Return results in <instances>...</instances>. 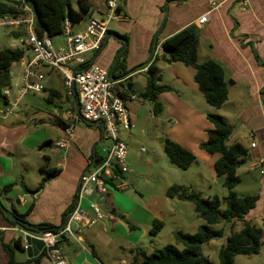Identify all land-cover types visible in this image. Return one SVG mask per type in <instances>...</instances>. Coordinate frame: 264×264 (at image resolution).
Instances as JSON below:
<instances>
[{"label":"crops","instance_id":"1","mask_svg":"<svg viewBox=\"0 0 264 264\" xmlns=\"http://www.w3.org/2000/svg\"><path fill=\"white\" fill-rule=\"evenodd\" d=\"M91 1L92 10L102 16L106 0ZM209 1L124 0L117 6V12L122 18L109 24L108 33L117 32L127 36V70L146 64L128 75L125 81L130 83L131 93L128 92L124 99L135 123L149 116H153L156 122L157 119H163L164 113H167L170 125L164 130L163 143L164 139L169 138L192 152L200 161L198 167L207 173L210 179L217 181L220 178L216 176L213 165L220 154H209L200 147L207 138L206 130L211 127L206 118V115L211 112L207 111L206 104L197 101L195 105L194 100L189 101L183 98L179 92L165 90L157 95L162 111L159 115H154L150 102L141 96L146 84V75L150 69L161 85H170L166 82H174L175 77L180 80V77L177 74L174 77L172 72L167 78L161 74L168 67L175 65V62L171 63L163 59V52L153 55L156 43L159 41L163 43L166 38L187 25L195 24L198 27L197 54L203 40H207L208 43L205 45L208 46V53L203 61L208 58L217 60L223 66L225 80L229 79L225 103L231 104L234 108L232 121L234 123H230L232 117L229 113H223V115L220 112L225 103L220 108L213 107V110L220 113L233 126V133L228 142H240L248 150L245 161L238 169L239 185L247 182L246 178L250 186L246 188L253 187L255 190L246 191L245 194L255 195L256 200L254 206L243 218L251 223L257 220L262 224L264 218V0H214L217 7L212 10ZM206 13H208L207 21L198 26L197 19ZM91 17H93L92 14H89L86 20L72 25V31L83 30ZM80 24L83 25L79 26ZM10 34L15 38L14 41H18V46L13 48L25 50L24 56L18 61L23 71L24 62L29 60L32 54L21 44L22 30H11ZM55 37L51 38L53 46L56 49L62 48L65 38L57 40ZM119 47L120 42L115 37L109 36L99 51L86 58L109 72ZM36 71L44 75L45 104H52L53 107L56 100L67 101L69 106L74 103V94H69L67 90L64 97L55 93L57 86L61 83L64 85V76L59 70L42 66ZM165 79L167 81H163ZM237 85L240 86L239 90H235ZM132 94L134 97L130 98ZM37 97L36 93L24 95L17 105L19 108L16 110V107L13 111L12 120H8L10 115L5 118L0 117V264L8 262V254L2 244L13 246L14 240L19 238L21 243L24 241L16 229L17 226H22L13 224L7 212L28 211L25 219L30 225L49 223L59 230L58 228L65 223L71 211L64 216L65 212L75 203L80 175L93 160V155L96 153L103 155L107 147L102 127L100 128L99 124L97 126L89 124V127L84 128L81 127V121L75 124L73 136L69 139L67 146L59 147L58 142L65 137L64 129L71 122L72 117L66 113L68 117L64 118L62 125L54 124L53 121L57 119L55 108L49 110L48 106L41 105L42 102ZM5 107V102L0 99V112ZM42 108L46 110L41 111ZM41 127L48 131L56 129V148L51 149L52 139L50 135L42 132ZM251 143L254 145L252 146ZM52 157L56 158L55 161ZM149 163L151 165L152 162L149 161ZM49 167L59 168L60 171L56 176L50 177L41 189L33 193L26 184L27 176L35 174L34 171L38 170L41 179L44 176L42 169ZM252 171L257 172L259 178L257 181L249 180L253 175ZM9 184H13L12 189L2 192V188ZM114 191H109L102 198L105 209L114 217L101 220L80 232L72 223L71 238L66 237L60 240L58 249L62 255L66 254V245L71 250L72 257L65 258L68 264H128L130 260L126 259L116 260L107 257L105 261L106 243H112L115 237L122 235L119 239H123L127 243V250L131 251L134 247H139L140 237L149 227L150 220L159 218L160 211L157 213L148 210L149 207L146 204L137 207L130 201L128 195ZM10 200H16V203ZM18 208H24L23 212L18 211ZM109 208L114 213L120 211V214L126 216L131 223L122 224ZM162 223L164 224L163 220ZM27 231L32 234L38 233ZM108 231H112V234H108ZM72 241L79 243L80 248ZM118 246L121 247L119 244ZM20 251L26 254V251L20 249L15 251L13 247L15 262L28 264L25 261L31 258H28L27 254L25 258L22 257ZM248 261L252 262V260ZM39 264H51V262L48 260Z\"/></svg>","mask_w":264,"mask_h":264},{"label":"trees","instance_id":"2","mask_svg":"<svg viewBox=\"0 0 264 264\" xmlns=\"http://www.w3.org/2000/svg\"><path fill=\"white\" fill-rule=\"evenodd\" d=\"M31 2L37 10L34 23L36 33L39 36L47 33L50 38L63 34L65 20H68L71 26L80 23L84 20V14H89L93 9L91 0H0V15L17 14L20 12L22 5H30ZM113 34L116 35L117 40L120 42V47L115 53L108 73L111 79L122 80L120 85L123 92L120 95L124 98L127 97L128 92L131 93L130 83H125L127 76L146 64L143 63L127 70V36L117 32H113ZM198 43V27L195 24L187 25L163 41L162 58L167 62H181L186 66L195 67L194 81L203 97L214 108H220L228 96V84L224 78L223 66L212 58L198 63ZM24 53L25 50L23 48H0V92L9 85L11 64L19 61L24 56ZM88 63L90 61H87L86 64ZM169 88V85L158 83L152 69L148 71L146 84L141 96L150 102L154 115L162 111V105L157 100V95ZM206 118L210 122L211 127L206 130L207 138L200 144V147L209 154H220V157L214 162L213 169L216 176L221 179L228 190L225 209L223 211L219 210V201L216 196L211 199L203 198L190 190V187L184 189L181 185L172 184L168 188L167 195L169 197L176 196L178 199L192 203L195 212L205 221V224L200 225L194 233L182 231L174 233L176 240L182 245L181 250L173 245H166L152 253H148L142 248L134 247L131 249L132 257L128 264H211L208 257L202 253V245L211 239L224 236L225 226L232 228L236 222H240L241 227L238 231L232 232L227 236L225 243L219 248V264H234L233 257L235 255H252L258 252L264 233V218L262 219V227H258L243 218L254 206L256 196L238 195L234 192V188L240 182L238 169L245 161L248 150L240 142H228L233 133V126L221 115L208 113ZM163 144L164 152L170 163L178 168L187 169L196 160L192 152L169 138L164 139ZM100 156L96 153L92 158L97 160ZM59 171L60 169L56 167L42 169L44 176L41 177L37 189L32 190V192L34 193L41 189L44 183L50 177L56 176ZM111 184L115 186L114 182H111ZM12 186L13 184H9L3 187L1 191L8 192L12 189ZM73 205L65 212L64 216L72 210ZM27 212L12 211L7 212V215L11 217L13 224H20L23 228L30 231L57 230L56 226L49 223L36 226L30 225L25 219ZM219 222H224V226L220 229L211 228V225ZM162 225L161 220L154 218L150 232L156 234ZM13 243V246L2 244L3 249L8 254L7 264H17L13 256V247L23 250L20 238L14 240ZM42 254L27 259L25 263L31 261L36 263Z\"/></svg>","mask_w":264,"mask_h":264},{"label":"built area","instance_id":"3","mask_svg":"<svg viewBox=\"0 0 264 264\" xmlns=\"http://www.w3.org/2000/svg\"><path fill=\"white\" fill-rule=\"evenodd\" d=\"M124 0H106L102 17H91L83 30L73 32L68 20L63 26L64 45L56 49L51 38L44 33L39 36L34 28L35 15L29 5H22L17 14L0 15V27L10 30H22L21 44L28 48L32 57L24 62L22 85L14 94L9 87L0 92V99L5 102V109L0 117L5 118L17 107L21 98L29 93L44 90V75L36 70L42 66H50L59 70L64 76V86L69 94L74 92L75 101L66 113L72 117L64 129L65 137L60 139L58 146L65 148L73 136L74 126L78 121H93L102 126L103 136L109 142L108 148L99 159L79 177V186L74 206L67 216L61 230L40 231L32 234L25 228L17 226L24 241L22 248L26 251L30 244L26 237L36 238L43 242L39 253H43L51 264H67L61 255L58 244L60 240L72 236L71 224L74 223L80 232L101 220L111 219L112 215L105 209L102 198L109 193L108 185L118 180L113 188L125 189L126 182L120 175L127 172L125 159L127 148L119 138V129L129 131L131 127L130 112L120 82L111 79L105 68L95 63H87L86 53L96 52L109 30L111 22L119 21L122 16L117 6ZM211 10L217 5L209 1ZM245 5V4H244ZM208 19V13L197 19L198 26ZM162 52V42L156 43L153 55ZM134 95H130V98ZM253 146L254 144L251 143Z\"/></svg>","mask_w":264,"mask_h":264},{"label":"rangeland","instance_id":"4","mask_svg":"<svg viewBox=\"0 0 264 264\" xmlns=\"http://www.w3.org/2000/svg\"><path fill=\"white\" fill-rule=\"evenodd\" d=\"M89 14H92V16L95 18L102 17L100 14H97V11L93 10H91ZM89 14H84V20L89 18ZM82 25L83 24H80L79 26ZM10 31L11 30L8 28L0 27V48H13L18 46V41H14L15 38L10 34ZM75 31H77V29H74V33ZM62 37L64 38L63 34L57 35L55 38L57 40H62ZM205 43L208 42L204 39L202 47L197 54L198 63L202 62L203 58L206 57L205 55H207L208 53V46L205 45ZM90 55H92V53H86L84 57H89ZM171 72L174 74V77L175 74H177L180 77V80L175 77L174 82H166L170 83V88L167 89V91H172L173 93L179 92L183 98L189 101L194 100L195 105H197V101H200L206 104V106L208 107L207 111L216 113V111L213 110V106L205 100L196 82L194 81L195 67L186 66L181 62H175V65L168 67V69L164 70L161 74L163 75V77L167 78ZM226 80V82L229 81V79ZM163 81L167 80L165 79ZM21 85L22 67L19 65V62L16 61L11 64L8 87L14 94H16ZM239 89L240 86L237 85L235 87V90ZM56 92L61 97H64L66 94L65 86L61 83V85L57 86ZM36 94L39 101L42 102L41 105L48 106L49 110H54L55 108L57 119L53 121V123L56 125H62L64 123V118L68 117V115L64 111L70 107L68 102L56 100L55 105L52 107V104H45L46 94L44 93V90L36 92ZM18 108L19 106H17L16 110ZM45 110V108L41 109V111ZM220 112L221 114L229 113V116L232 117L230 118V123H234L232 122L234 119V108L231 106V104L225 103L223 109ZM159 114L160 113H158V115ZM217 114L221 115L220 113ZM9 115L10 116L8 120H12L14 116L13 112ZM130 122L131 127L129 131L120 128L118 132L119 138L125 143L127 148V157L125 159L127 172L122 173L120 177L123 182H126L128 184V187L122 190H117L113 188L112 184L109 183L108 189L110 191L112 190L113 192H115L114 190H116L118 194L128 195L130 201L136 204L137 207H142L144 204H146L149 207L147 208L148 210L156 211L157 213L158 211H160L161 214H158V219L161 221L163 220L164 224L156 234H152L150 232L152 220H150L149 227L145 229L143 235L140 237L139 248L144 249L148 253H152L156 249L162 248L166 245H173L181 250L182 245L176 240L174 233L176 231L194 233L200 225L205 224V221L195 212L194 205L192 203L178 199L176 196L169 197L167 195L168 188L172 184H178L181 185L184 189L190 187V190L199 194L203 198L211 199L216 196L219 201L218 208L220 211H223L225 209L228 190L223 185L221 179H217V181L210 179L208 177V174L203 172L198 167L200 161H198L197 159L192 162L187 169L178 168L177 166L170 163L168 157L164 152V148L162 147V137L165 135L164 130L170 125V122L167 118V113H164L163 119H157L156 122L154 121L153 116H149L144 120L140 119L136 123L130 114ZM81 124V127H89V124H87L83 120L81 121ZM41 130L42 132L50 135L52 139L50 145L51 149L56 148V129L48 131L46 128L41 127ZM105 145L107 146L105 148L106 152L109 145V142L106 139ZM39 153L41 154L42 152L40 151ZM52 158L55 161L56 158ZM149 161L152 162L151 165ZM34 172L35 174H30L26 178V184L30 188V190H34L35 187H37V184L39 182L38 179H40L38 170ZM252 173L253 175L249 178V180L257 181L259 179L257 176V172L252 171ZM245 180L247 182H244L241 185L238 184L234 188V192L236 194L246 195V191L255 190L253 187L246 188L249 184L246 178ZM10 201L14 204L16 203V200ZM23 209L24 208H18V211L23 212ZM109 210L115 215V218L117 220L122 222V224L128 225L129 223H131L126 216L120 214V211L114 213L111 208H109ZM106 223L107 225H110L108 222ZM197 223H199V225H197ZM252 223L258 227H262L261 222H258L257 220H253ZM223 226L224 222H219L211 225V228L220 229ZM240 227V222H236L232 228H230L229 226H225L224 236L216 239H211L210 241L202 245V253L208 257L211 264H219V248L225 243L226 237L229 236L232 232L238 231ZM71 230L73 233V224H71ZM113 230L117 231L116 229ZM108 234L111 235L112 231H108ZM113 235L115 236V234ZM121 236L117 238L115 237L112 243H106L105 261L107 257L115 258L116 260L126 259L127 261L132 257L131 251L127 250V243L123 239H119ZM68 238H71V236H68ZM72 243L80 248L79 243L77 244L73 241ZM118 244L121 247H119ZM17 250L18 249L15 248V251ZM65 251L67 256L66 254L65 256L64 254L62 255V253L60 252L64 259L66 257V259H68V256L72 257L71 250L67 247V245L65 246ZM21 255L24 258L26 257L25 252H21ZM48 260V257L42 254L38 258L36 263H33L31 261L28 264H39L41 262H48ZM248 260H252V262H249ZM233 261L234 264H264V233L262 235V242L259 245L257 253L252 255L238 254L233 257Z\"/></svg>","mask_w":264,"mask_h":264},{"label":"water","instance_id":"5","mask_svg":"<svg viewBox=\"0 0 264 264\" xmlns=\"http://www.w3.org/2000/svg\"><path fill=\"white\" fill-rule=\"evenodd\" d=\"M30 7H31V9H32V11H33V13H34V15L37 16V10H36V8H35V5H34L32 2L30 3ZM109 36H111V37H115V38L117 39V37H116L115 34H113V33H108V34L105 36V38H104V40H103V42H102V44H101L99 50L105 45L106 39H107ZM99 50H98V51H99ZM85 122H86L87 124H90V125H93V126H97V125H98L96 122H93V121H85ZM98 126L101 128L100 125H98ZM102 133H103V131H102ZM162 147L164 148V145H162ZM93 161H94V160H91V162L86 166V168L84 169L83 172H85V171H86V170L92 165ZM115 183H117V180H115ZM3 210H4V209H3ZM62 227H63V225H61L58 229L61 230ZM33 228H34V227H33ZM26 240H27V242H29V244H30L29 248L26 250L27 257H28V258H33V257L38 256V255L40 254L39 251H40L41 248L43 247V242H42L41 240H39V239H36V238H29V237H26Z\"/></svg>","mask_w":264,"mask_h":264},{"label":"clouds","instance_id":"6","mask_svg":"<svg viewBox=\"0 0 264 264\" xmlns=\"http://www.w3.org/2000/svg\"><path fill=\"white\" fill-rule=\"evenodd\" d=\"M29 6H30V5H29ZM30 8H31V7H30ZM108 31H109V30H108ZM107 34H108V33H107ZM98 50H99V49H98ZM98 50H97V51H98ZM90 63H93V62H90ZM72 94H74V92H72ZM3 102H4V101H3ZM117 181H118V180H117ZM114 183H115V182H114ZM115 184H116V183H115ZM41 254H42V253H41ZM39 255H40V254H39Z\"/></svg>","mask_w":264,"mask_h":264}]
</instances>
